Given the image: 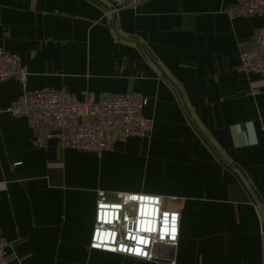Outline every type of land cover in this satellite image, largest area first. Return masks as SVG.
<instances>
[{
  "label": "crops",
  "instance_id": "1",
  "mask_svg": "<svg viewBox=\"0 0 264 264\" xmlns=\"http://www.w3.org/2000/svg\"><path fill=\"white\" fill-rule=\"evenodd\" d=\"M233 0H0V46L28 90L76 98L139 93L145 137L97 154L32 145L22 92L0 81V235L10 264H264V73L240 69L264 15L230 18ZM47 131V129H46ZM178 198L177 246L156 260L90 248L97 192Z\"/></svg>",
  "mask_w": 264,
  "mask_h": 264
},
{
  "label": "built area",
  "instance_id": "2",
  "mask_svg": "<svg viewBox=\"0 0 264 264\" xmlns=\"http://www.w3.org/2000/svg\"><path fill=\"white\" fill-rule=\"evenodd\" d=\"M145 0H112L110 12L135 9ZM230 18L264 15V0H233L226 8ZM240 69L264 73V27L253 35V47L240 52ZM28 70L20 57L0 46V81L15 79L22 92L6 111L24 117L32 132V145L41 147L48 138L97 154L112 150L114 143L145 137L152 120L143 115L147 99L139 93L97 97L85 92L76 98L51 88L28 90ZM47 129V131H46ZM95 223L90 248L141 260H156L158 246H177L180 230L178 198L140 192H115L112 200L97 192ZM7 241L0 235V264H10Z\"/></svg>",
  "mask_w": 264,
  "mask_h": 264
},
{
  "label": "water",
  "instance_id": "3",
  "mask_svg": "<svg viewBox=\"0 0 264 264\" xmlns=\"http://www.w3.org/2000/svg\"><path fill=\"white\" fill-rule=\"evenodd\" d=\"M170 250H172V248L171 247H168V246H158V248H157V252H158V254H160L162 251H170Z\"/></svg>",
  "mask_w": 264,
  "mask_h": 264
}]
</instances>
